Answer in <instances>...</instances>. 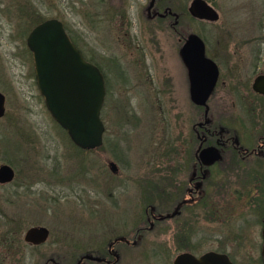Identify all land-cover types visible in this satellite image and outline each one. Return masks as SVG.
Here are the masks:
<instances>
[{"label":"rangeland","instance_id":"1","mask_svg":"<svg viewBox=\"0 0 264 264\" xmlns=\"http://www.w3.org/2000/svg\"><path fill=\"white\" fill-rule=\"evenodd\" d=\"M106 1L102 5L101 0H0V90L5 95V113L0 117V163L11 164L16 172L11 182L0 183V264H6L2 260V251L11 247V244L7 246L4 243L15 242L17 246L24 244L22 234L32 224L50 229L49 237L43 244L36 248L28 244L22 246L28 254L33 253L35 258L40 252L48 253L52 243L58 236L61 238L63 232L96 241L93 238L96 235L94 231L103 226H120L121 220L131 219L133 215L137 218L144 209L149 201L145 198L149 192L144 185V175L155 183L162 179L159 171H154L148 165L155 161L154 152L158 150L148 143L149 114L147 107L141 105L142 95L143 98H158L159 84L166 79L163 84L168 99H173L177 104L167 107L168 124L175 131L174 119L180 114L181 104L178 103L185 96L181 90L183 86L186 87V74L184 77L179 62L175 61L176 72H173L163 59L165 53L172 49L170 43H166L168 32L164 33L161 26L156 29L147 25L146 29L153 39L145 49L148 52L141 65L145 70L142 69L143 72L138 76L140 79L136 81L133 76L137 65L132 63V52H128L127 47L126 50H120V43L113 41V33L109 39L110 32L104 28L108 27L112 31L111 24H114L109 22L104 12ZM215 3L218 19L191 20L192 27L204 37L208 52L221 50L216 47V40L221 35L226 36V40L231 38L232 45L233 40L234 44L240 43L241 37L264 36V0H215ZM36 10L44 19L52 16L61 19L72 40L83 49L86 57L95 63L102 62L106 68L108 90L103 106L106 132L103 144L98 147L82 150L76 148L63 128L51 117L38 91L31 52L25 43L26 34L31 28L22 32L24 23L35 16ZM129 12L134 21L130 27L136 33L134 39L140 38L144 30L137 16L144 13L143 8L129 7ZM151 28L154 30L150 31ZM183 28L186 33V28ZM251 45L253 47L255 42H251ZM259 45L262 58L259 65L264 67V37ZM252 47L242 43L240 54L244 52L249 56L248 50ZM168 55L172 56L173 53L169 51ZM114 57H119L123 62V73L128 70L131 72L129 76H132V85L136 84V87H128L127 83L120 84L118 79L123 77L120 73L118 76L116 74L119 67H113ZM148 85H151V89ZM220 87L221 83L211 101L212 117L219 124L235 131L241 142H252L253 137L256 138L261 132L258 130L261 126L256 129L254 126L264 119V100L255 106H247L251 112L257 109L251 114V121L248 119L252 122L249 124L245 106L234 105L225 97L222 100L226 95L220 91ZM123 98L132 99L134 105L129 108L140 109L141 113L144 109L143 130L130 133L127 104L122 105ZM151 108L155 113L156 107ZM246 126L248 131L254 132H247ZM109 160L117 163V173L109 169ZM162 200L160 198L157 202L160 206L165 204ZM177 223V220L173 222L165 232L159 226L152 230L150 239L146 241L151 248L153 260L167 258L170 262L179 251ZM215 223L214 227L221 228L220 224ZM212 225L213 222L199 215L192 226H199L197 233L202 238L197 241L198 248L191 249V252H202L215 246L216 242L207 233L209 228L216 232L220 229H214ZM247 253L258 257L259 251L252 249Z\"/></svg>","mask_w":264,"mask_h":264},{"label":"flooded vegetation","instance_id":"2","mask_svg":"<svg viewBox=\"0 0 264 264\" xmlns=\"http://www.w3.org/2000/svg\"><path fill=\"white\" fill-rule=\"evenodd\" d=\"M191 2L192 0L188 2L187 0H107L104 8L107 19L114 23L113 26L111 24L112 31L110 28L104 27L106 32L107 30L110 32L108 38L111 39V33H113V41L117 44L120 43L119 49L126 50L127 47V51L132 52V63L137 65L133 76L136 77V81L139 73L141 74L144 69L141 65L145 62L146 52H148L145 50L146 47H149L147 44L149 45V41L153 39L146 29L147 25L156 29L161 26L164 33L168 32L166 43H170L172 49L169 51L173 55L169 56V51H167L163 59L166 64H169L170 71L176 72L174 66L176 61L182 67L184 77L186 74V78H184L186 87L183 86L181 90L185 96L183 101L178 103L181 104L180 114L178 113L174 119L175 131L168 124L170 120L167 107L177 106V104L173 102V99H168L166 87L163 84L166 79L159 84L158 98L152 96L143 98L141 94V105L144 108L147 107L149 114L148 143L153 144L154 149L158 150L154 152L155 161L149 162L148 165L155 169L154 171H159L162 178L155 183L154 180L144 175V185L149 192L148 196H145L149 201L144 209L139 212L137 218L133 215L131 219L121 220L120 226L117 224L110 227L103 226L94 231L93 233L96 235L93 238L96 241L89 237H79L71 232H63L62 237L58 236L52 243L48 253L40 252L36 258L32 255L33 253L28 254V251L22 246L28 244L36 248L43 244L49 237L50 229L46 226L48 235L44 241L32 243L24 239V233L28 226L22 234L24 244L17 246L15 242L4 243L7 246L11 244V247L2 251V260L6 264H30L31 261L32 264H174V257L177 253L191 252V249L198 248L197 241L202 237H199L200 235L197 233L199 226L192 225L199 219L200 214L201 217L213 222L214 229H220L216 232L209 228L207 234H210L209 236L216 244L207 250L225 253L233 264H264L261 254L264 243L262 234L264 223V119L254 126V129L261 126L258 129L261 132L258 131L256 138L253 137L252 142L246 144L245 140L242 141L243 143L241 142L235 131L219 124V121L211 115L213 94L218 88V84L221 83L219 89L226 95L221 99L224 100L225 97L234 105L245 106V116L247 120L251 121L250 116L257 109H253L251 112L247 106H255L259 101L264 100V94L252 87L255 76L264 73V67L259 65L262 62L259 42L263 41L264 36L241 37L240 43L234 44L233 40L232 45L231 38L226 40V36L221 35L216 40V47L221 50L208 52L204 37L192 27L191 20L215 21L218 17L208 19L195 16L189 10ZM206 2L216 10L215 0H206ZM101 4H104V0H101ZM136 6L143 8L144 13L137 18L142 21L144 33L140 38L134 39L133 35L136 33L130 29L134 21L131 19L129 7ZM262 25H264V20ZM183 27L186 28V33H184ZM149 30L153 31L154 29ZM102 31H104L103 28ZM192 33L200 36L204 43L205 55L211 58L218 68L216 82L204 104L193 98L188 66L181 54L182 46ZM251 42H255L253 47ZM242 43H247L252 47L248 50L249 56H246L244 52L243 55L240 54ZM77 47L88 59L83 49L78 45ZM93 63L103 74L105 83V96L100 110V117L104 124L103 144L106 132L103 106L107 97L108 84L104 64L102 62ZM114 66L119 67L116 72L117 76L120 73L123 77L118 79L120 84L127 83L128 87H136V84L132 85V76H129L131 72L128 70L127 73H123L124 64L119 57H114ZM221 75L224 76L221 78ZM140 88L147 87L141 86ZM148 88L151 89V85H148ZM122 100V105L127 104L130 133L143 130L144 109L141 113L140 109L137 111L134 107L129 108L134 105L132 99L123 98ZM152 106L156 107L155 113ZM156 114L158 116L155 117ZM249 120L247 122L252 124ZM248 130L247 128L249 133L254 132ZM243 139H245L244 135ZM213 150L217 155L214 160L212 158ZM157 163L160 164L159 167H156L159 165ZM118 171L117 165V170L113 173ZM15 173L14 169V176ZM12 180L0 183L6 184ZM160 198L163 199L164 205L160 206L157 203ZM146 199L145 201H147ZM157 206L162 209H158ZM134 213L135 211H133ZM176 220L179 222L177 223L178 230H176L179 251L170 262L167 258L153 260L151 248L146 240L150 239L152 230L159 226L165 232L168 230V226H171ZM215 222L220 224L221 228L214 227L216 226ZM11 248L16 249L12 250ZM252 249L259 251L258 257H252L247 253ZM205 251L191 253L198 256Z\"/></svg>","mask_w":264,"mask_h":264},{"label":"water","instance_id":"3","mask_svg":"<svg viewBox=\"0 0 264 264\" xmlns=\"http://www.w3.org/2000/svg\"><path fill=\"white\" fill-rule=\"evenodd\" d=\"M189 10L198 17L215 19L216 10L206 0H192ZM31 52L36 86L51 117L66 131L71 141L82 149L102 144L104 124L100 110L105 96L104 77L99 68L86 59L71 40L64 23L58 17H47L31 27L25 37ZM185 60L193 98L201 103L212 90L218 74L216 63L205 55L204 43L192 33L181 48ZM252 87L264 94V73L255 76ZM5 113V95L0 90V117ZM213 160L216 158L213 150ZM110 169L117 165L109 160ZM14 178V169L0 163V182ZM262 234L264 238V223ZM48 228L31 225L24 239L39 243L46 239ZM264 263V243L261 249ZM174 264H233L225 253L207 250L200 255L182 251L175 255Z\"/></svg>","mask_w":264,"mask_h":264},{"label":"trees","instance_id":"4","mask_svg":"<svg viewBox=\"0 0 264 264\" xmlns=\"http://www.w3.org/2000/svg\"><path fill=\"white\" fill-rule=\"evenodd\" d=\"M35 16L27 23H24L23 26V31L24 30H29L34 24L38 23L39 21L43 20L44 18L42 17V15H40V12L36 10V12L34 13ZM30 25H32L31 27H29ZM65 26V25H64ZM66 28V27H65ZM67 30V28H66ZM27 32V31H26ZM71 37V36H70ZM72 39V37H71ZM57 123V122H56ZM58 124V123H57ZM59 125V124H58ZM60 126V125H59ZM61 127V126H60ZM62 128V127H61ZM64 130V129H63ZM65 131V130H64ZM66 132V131H65ZM67 134V133H66ZM72 142V141H71ZM74 144V143H73ZM74 146H76V148H78L79 150H82V148L78 147L77 145L74 144Z\"/></svg>","mask_w":264,"mask_h":264}]
</instances>
